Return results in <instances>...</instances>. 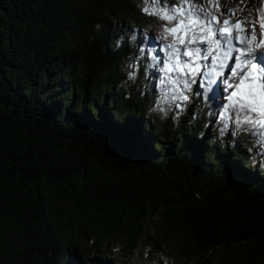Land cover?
Segmentation results:
<instances>
[{
    "label": "trees",
    "instance_id": "1",
    "mask_svg": "<svg viewBox=\"0 0 264 264\" xmlns=\"http://www.w3.org/2000/svg\"><path fill=\"white\" fill-rule=\"evenodd\" d=\"M140 2L0 0V264H264L247 138L122 86Z\"/></svg>",
    "mask_w": 264,
    "mask_h": 264
},
{
    "label": "snow or ice",
    "instance_id": "2",
    "mask_svg": "<svg viewBox=\"0 0 264 264\" xmlns=\"http://www.w3.org/2000/svg\"><path fill=\"white\" fill-rule=\"evenodd\" d=\"M231 3L141 0L139 13L154 18L155 34L122 28L115 40L128 49L122 86L173 122L187 114L189 123L215 128L221 142L227 137L239 146L237 138L246 137L250 159L264 168V0L254 9L245 0Z\"/></svg>",
    "mask_w": 264,
    "mask_h": 264
},
{
    "label": "rangeland",
    "instance_id": "3",
    "mask_svg": "<svg viewBox=\"0 0 264 264\" xmlns=\"http://www.w3.org/2000/svg\"><path fill=\"white\" fill-rule=\"evenodd\" d=\"M201 2H203V0H201ZM246 4V3H245ZM229 6H234V5H232V3L229 1ZM241 6H244V5H241ZM248 8H249V6H247ZM257 33L259 34V29H257ZM123 73L125 74V70L123 69ZM148 113V112H147ZM229 142H230V140H229ZM257 165V164H256ZM149 248V250H150V247H148V246H146V248L144 249V252L145 251H147V249ZM107 258H109L108 256H106ZM145 257V256H144ZM145 258H147V257H145ZM158 257H156V256H152L148 261H147V263L146 264H155V262L157 263V259ZM163 260H165L166 261V264H169V261H168V259L167 258H163ZM105 264H109V263H105ZM113 264V263H112ZM118 264V263H117ZM141 264H144V263H141Z\"/></svg>",
    "mask_w": 264,
    "mask_h": 264
}]
</instances>
